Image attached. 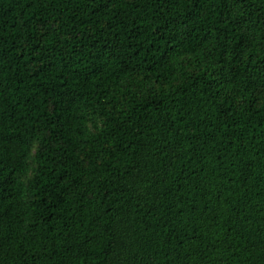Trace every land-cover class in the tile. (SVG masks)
<instances>
[{
	"label": "trees",
	"instance_id": "obj_1",
	"mask_svg": "<svg viewBox=\"0 0 264 264\" xmlns=\"http://www.w3.org/2000/svg\"><path fill=\"white\" fill-rule=\"evenodd\" d=\"M0 264H264V0H0Z\"/></svg>",
	"mask_w": 264,
	"mask_h": 264
}]
</instances>
